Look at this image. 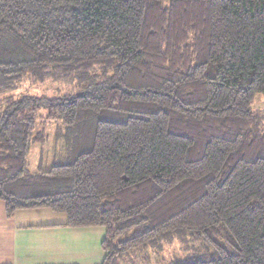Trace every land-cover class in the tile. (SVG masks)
<instances>
[{
    "label": "trees",
    "instance_id": "obj_1",
    "mask_svg": "<svg viewBox=\"0 0 264 264\" xmlns=\"http://www.w3.org/2000/svg\"><path fill=\"white\" fill-rule=\"evenodd\" d=\"M26 76L74 85L0 99L7 217L104 227L100 264L173 238L201 252L173 264H264V0H0V77ZM42 108L92 142L31 173Z\"/></svg>",
    "mask_w": 264,
    "mask_h": 264
},
{
    "label": "rangeland",
    "instance_id": "obj_2",
    "mask_svg": "<svg viewBox=\"0 0 264 264\" xmlns=\"http://www.w3.org/2000/svg\"><path fill=\"white\" fill-rule=\"evenodd\" d=\"M64 77H47L43 80L33 81L30 77H24L21 80L8 81L0 77V99L9 95H19L21 93L55 97L68 91L73 87V83ZM254 110L259 114H264V96L257 94L252 104ZM33 136L44 135L43 141H32L27 156V168L31 173H39L48 170L51 166L71 162L78 153L86 151L91 147L92 131L91 121L82 124L79 127L70 128L61 120H48L46 118L47 110L42 108L37 111ZM27 213L18 217L23 223H37L41 221H55L65 218L64 213L52 212L44 209H26ZM4 202L0 200V221L4 220ZM7 219V227L10 223H15L16 216ZM58 218L56 219L55 218ZM0 222V227L2 226ZM7 245L9 241H13L12 234L7 232ZM0 236V242L5 241L7 237ZM179 238L163 241L161 247L147 246L134 250L123 256L120 264H173L182 263L186 260H193L200 255L198 242H191L185 245ZM9 240V241H8Z\"/></svg>",
    "mask_w": 264,
    "mask_h": 264
},
{
    "label": "crops",
    "instance_id": "obj_3",
    "mask_svg": "<svg viewBox=\"0 0 264 264\" xmlns=\"http://www.w3.org/2000/svg\"><path fill=\"white\" fill-rule=\"evenodd\" d=\"M49 210V209H48ZM30 210H17L1 222L0 236L9 235L13 241L0 242V264H100L104 257L101 241L104 227H69L65 218L55 221L23 223L18 219ZM54 212V211H52ZM16 216L7 227V219Z\"/></svg>",
    "mask_w": 264,
    "mask_h": 264
}]
</instances>
